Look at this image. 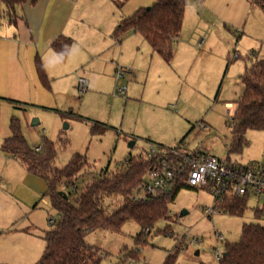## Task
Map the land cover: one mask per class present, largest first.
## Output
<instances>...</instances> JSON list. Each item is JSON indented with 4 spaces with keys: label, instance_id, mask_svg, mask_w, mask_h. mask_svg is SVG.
I'll return each mask as SVG.
<instances>
[{
    "label": "rangeland",
    "instance_id": "obj_1",
    "mask_svg": "<svg viewBox=\"0 0 264 264\" xmlns=\"http://www.w3.org/2000/svg\"><path fill=\"white\" fill-rule=\"evenodd\" d=\"M153 3L67 0L62 11L73 8L89 25L76 30L65 60L53 51L38 52L48 86L39 80L35 65L32 73L26 68L30 84L20 91L13 88L17 79L11 68L9 74L7 68L3 72L7 81L0 73V264H38L46 247L44 236L51 221L58 219L45 181L3 151L13 119L32 148L42 147L46 140L54 143L55 168H64L77 154L85 155V182L103 170L119 172L128 157L145 155L152 145L180 147L230 164L264 166V131L248 130L236 152L231 126L234 102L244 92L240 77L264 60L262 10L254 0H186L180 41L167 62L138 33H128L121 43L111 37L122 17ZM20 10L18 15L24 17ZM68 22L62 13L56 15V24ZM8 30L13 32L10 38L15 34L18 41H30L36 56L37 44L24 23L2 26L0 40L7 39ZM96 51L99 55L93 57ZM80 79L86 80L84 92ZM5 84L8 90H1ZM118 88H126V95H118ZM227 103L234 105L232 112ZM36 120L39 124L33 126ZM95 124L106 126L105 132L93 133ZM130 142L135 145L130 147ZM106 204L109 209L117 205L115 199ZM216 205L208 190L182 188L169 203L168 217L143 234L141 243L142 228L135 221L125 222L120 231L87 233L84 240L100 251V264H117L131 251L137 253L131 264H163L170 254H177V264H216L217 250L223 253L226 243L239 241L245 224L264 225V199L250 197L242 215L217 209L208 215ZM257 210H263L260 216Z\"/></svg>",
    "mask_w": 264,
    "mask_h": 264
},
{
    "label": "trees",
    "instance_id": "obj_2",
    "mask_svg": "<svg viewBox=\"0 0 264 264\" xmlns=\"http://www.w3.org/2000/svg\"><path fill=\"white\" fill-rule=\"evenodd\" d=\"M36 0H0V27L4 19L16 25L17 9ZM264 13V0H254ZM186 0H154L149 9L141 8L132 16L123 18L113 38L120 41L129 31L140 34L154 53L165 61L173 59L174 47L183 28ZM73 46V41L65 36L58 37L52 50L65 60ZM35 69L39 80L48 86V76L39 56L35 59ZM244 85L243 95L234 102L231 126H233L232 150L239 152L248 130L264 131V60H257L241 75ZM12 103H14L12 101ZM11 136L5 139L3 151L26 165L28 172L42 178L47 186L46 195L58 213V219L51 221L46 232L45 251L38 264H100L99 250L85 243L87 233L101 229L120 231L127 221H135L142 228L141 237L156 222L169 214V203L174 201L182 188H189L180 180L175 188L162 196L141 198V185L150 168L145 155L128 157L124 169L110 174L103 170L99 176L85 179L87 157L75 155L62 169L53 163L57 151L53 142L46 140L40 151L29 146L22 133L21 125L13 119L10 125ZM106 126L95 124L92 132L104 133ZM64 192L67 194L65 198ZM115 199L117 205L106 204ZM248 197H228L215 206L218 211L242 215L247 209ZM217 204V202H215ZM111 206V205H110ZM263 210H257L260 216ZM147 234V233H146ZM137 257L135 251L125 254L117 264H131ZM163 264H177V254H170ZM220 264H264V225L245 224L239 241L226 243Z\"/></svg>",
    "mask_w": 264,
    "mask_h": 264
},
{
    "label": "built area",
    "instance_id": "obj_3",
    "mask_svg": "<svg viewBox=\"0 0 264 264\" xmlns=\"http://www.w3.org/2000/svg\"><path fill=\"white\" fill-rule=\"evenodd\" d=\"M120 72H117L118 77L121 76ZM79 88L81 92L86 90V80L80 79ZM117 94L125 96L126 88H118ZM41 149L35 148L36 151ZM145 156L150 161V168L141 185V198L168 194L171 192L169 188H175L180 180H184L190 188L208 190L217 205L231 196L264 199V166L259 164H230L212 155L186 153L180 147L165 148L159 145H152ZM214 211L215 207L206 213L210 215ZM146 233H149L148 230ZM217 236L220 241L225 240L224 236ZM221 257L218 249L216 264H220Z\"/></svg>",
    "mask_w": 264,
    "mask_h": 264
},
{
    "label": "crops",
    "instance_id": "obj_4",
    "mask_svg": "<svg viewBox=\"0 0 264 264\" xmlns=\"http://www.w3.org/2000/svg\"><path fill=\"white\" fill-rule=\"evenodd\" d=\"M66 1L67 0H36V3L28 2L22 7H19L21 8V10L24 11V17L18 15L15 26L20 27V25L24 23V25L30 31L32 42L35 40L36 42L35 44H37L35 46L36 49L35 52H37L36 56L34 55L35 58L33 57L34 48L33 45L30 43V41H24L22 39H19L18 41L17 40L18 36L15 34L13 35V38L11 37L12 38L11 39L9 36L12 35L13 33L12 31L8 30L7 32L8 35L6 36L7 37L6 40L3 39L0 40L2 41L0 42V73H2L1 74L2 79L3 81L8 80V78L3 74V72L7 68L9 74V68H11L15 76L14 78L17 79V81L13 82L14 83L13 88L16 89L17 91H20L24 88L26 89L29 86L30 83L28 81V75H26L27 74L26 68L29 67V70H31L30 67H33L35 65V59L37 56H39L38 52H40V50L43 52V54H48L50 51H53L52 44L58 37L65 36L70 39L75 38L76 30L81 29L83 26L86 25L87 21L84 20V17L80 14L74 13L73 8L70 9L68 13L67 11H62V4L65 3ZM60 13H62L63 18L64 17L68 18L69 22L67 26L65 24L59 25V23L58 24L55 23L56 15H60ZM49 17L52 18V22H51V18ZM122 19L123 17L121 18V20ZM121 20L119 21V23L121 22ZM119 23L118 25H116V27H114V30L113 27L111 29V31L113 30L111 37L114 42L121 43L124 37H126L128 33L136 34L133 31H129L125 36L121 38L120 41H116L113 38V35L117 27L119 26ZM87 24L89 25V23ZM12 25L13 24L8 23V19H4L2 26L11 27ZM2 26L0 27V30ZM43 29H44V35H43ZM179 41H180V37L175 45H177ZM24 45H25L24 55H21V49ZM97 52L98 51L92 53L93 54L92 56L97 57L99 55ZM53 53L55 54L54 51ZM30 72L32 73V70ZM85 75L87 74L85 73ZM6 85L7 84L3 85L1 90H8L6 89ZM227 106L230 108L231 111L234 105L232 103H227ZM159 146H163V145H159ZM194 190H199V189H194Z\"/></svg>",
    "mask_w": 264,
    "mask_h": 264
},
{
    "label": "water",
    "instance_id": "obj_5",
    "mask_svg": "<svg viewBox=\"0 0 264 264\" xmlns=\"http://www.w3.org/2000/svg\"><path fill=\"white\" fill-rule=\"evenodd\" d=\"M39 124V122L36 120V122L34 121L33 122V126H36V125H38ZM130 147H133L134 145H135V142H130ZM62 194H64V196H65V198H67V194L66 193H64V192H61ZM185 213V212H184Z\"/></svg>",
    "mask_w": 264,
    "mask_h": 264
}]
</instances>
